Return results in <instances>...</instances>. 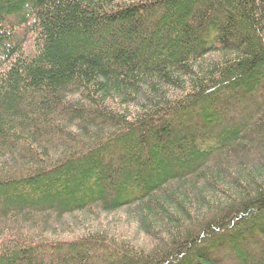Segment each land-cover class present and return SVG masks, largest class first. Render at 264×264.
<instances>
[{
	"label": "trees",
	"instance_id": "1",
	"mask_svg": "<svg viewBox=\"0 0 264 264\" xmlns=\"http://www.w3.org/2000/svg\"><path fill=\"white\" fill-rule=\"evenodd\" d=\"M0 264H264V0H0Z\"/></svg>",
	"mask_w": 264,
	"mask_h": 264
}]
</instances>
